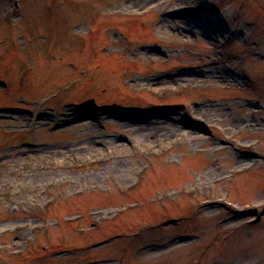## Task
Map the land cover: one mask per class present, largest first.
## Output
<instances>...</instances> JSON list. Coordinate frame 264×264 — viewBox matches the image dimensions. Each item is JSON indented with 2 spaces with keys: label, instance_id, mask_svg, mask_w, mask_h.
<instances>
[{
  "label": "rangeland",
  "instance_id": "374dc122",
  "mask_svg": "<svg viewBox=\"0 0 264 264\" xmlns=\"http://www.w3.org/2000/svg\"><path fill=\"white\" fill-rule=\"evenodd\" d=\"M0 264H264V0H0Z\"/></svg>",
  "mask_w": 264,
  "mask_h": 264
}]
</instances>
